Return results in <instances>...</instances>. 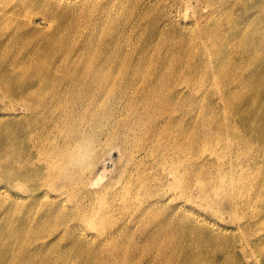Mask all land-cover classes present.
Segmentation results:
<instances>
[{"label":"bare ground","instance_id":"obj_1","mask_svg":"<svg viewBox=\"0 0 264 264\" xmlns=\"http://www.w3.org/2000/svg\"><path fill=\"white\" fill-rule=\"evenodd\" d=\"M18 9H24V4ZM25 17V22H34ZM263 47L261 39L249 42L247 48L243 46L250 61L248 81L263 76ZM42 48H28L20 56V67L0 58V98L8 99L0 110L11 111L9 117L0 116V182L5 184L9 197V201L2 202L4 191L0 192V220L10 223V230L3 231L4 241L0 243V264H72L66 262L72 259L77 264H173V259L181 255L172 256L170 252L182 248L172 246L184 238L191 241L199 236V241L216 242L219 235H212L215 233L203 225L206 222L202 218L181 211L186 209L185 201L192 200L193 189H201L198 179L202 166L195 162L197 165L186 172L180 162L199 147L196 140L204 114L201 115V107L196 108L197 102L194 109L180 111V116L173 115L177 111L165 110L166 106L160 109L158 103L181 96L182 86L190 95L198 87L204 91L218 87L221 77L231 86L227 88L228 95L237 86L246 88L250 83H240L235 70L222 66L221 57L216 68L205 70L201 79H195L187 69L176 82L170 80L175 72L161 78L149 73L150 66L142 64L134 67L135 76L131 78L126 65L96 64L95 55H72V45L68 43L54 41ZM140 74L144 76L138 79ZM135 82L146 86L145 99L138 91L142 86L128 96L121 93V85L134 87ZM164 87H169V94ZM180 105L179 102L177 106ZM17 109L24 111L22 116L16 115ZM227 117H223L225 122ZM260 119L264 121L262 116ZM3 120L5 128L1 125ZM242 120L239 118L237 123L241 125ZM243 123L244 127L248 125ZM58 130L63 134H58ZM58 137H64L60 144ZM205 140L208 148L218 146L215 136ZM253 140L245 137V143ZM199 143H203V135ZM111 145L118 151V163L123 168L114 182L91 190L85 171L90 177L102 151ZM222 146L224 151L232 148L231 143ZM160 147L167 151L169 162L175 161V166L169 163L168 172L159 167L157 172L161 174L146 175L147 163ZM72 150L78 158L72 159ZM139 184L143 187L135 192ZM15 189L25 194L20 195ZM136 195L141 199L139 204L134 202ZM173 197L182 199V204L170 206ZM203 197L202 188L195 200ZM226 198L231 202V194ZM96 221L104 225L112 222L115 228L95 230L91 235L100 242L91 243L83 229ZM131 221H137V225L130 228ZM56 233L60 238L43 239ZM134 235L139 238L128 242V237ZM54 255L65 256L54 259ZM186 262L194 264L195 260L183 263Z\"/></svg>","mask_w":264,"mask_h":264},{"label":"rangeland","instance_id":"obj_2","mask_svg":"<svg viewBox=\"0 0 264 264\" xmlns=\"http://www.w3.org/2000/svg\"><path fill=\"white\" fill-rule=\"evenodd\" d=\"M20 4H24V9H18ZM0 5V58L13 62L16 67L21 66L20 56L28 48L45 49L49 42L55 41L72 45V55H95L96 64L126 65L131 78L135 76L134 67L142 64L150 66L149 73L161 78H168L175 72L170 80L176 82L187 69L195 79H201L205 70L216 68L221 57L222 66L235 70L240 83H250L246 88L237 86L239 88H234L231 95L226 93L231 86L223 77L218 87L210 89L207 86L205 91L198 87L192 95L182 86L181 96H174L164 104L159 102L158 107L177 111L175 116H180V111L194 109L196 102V108L201 107L199 110L204 116L196 140L199 147L190 158L185 156L180 162L186 172L197 165L195 162L202 166L197 182L201 189H193V201H185L186 209L181 211L202 218V222H206L203 225L215 233L212 235H219L216 242L199 241V236L191 241L184 238L179 245L172 246V249H179L180 245L182 248V251L170 252L172 256L181 255L173 259V264H184L185 260L191 259L197 264H264V121L260 119V116L264 119V73L262 77H251L248 81L250 61L243 53V46L247 48L254 39H261L264 46V0H7ZM25 16L27 20L33 18L34 22H25ZM48 48L51 53H56ZM143 76L140 74L138 79ZM135 83L134 87L121 85V93L128 96L142 86L139 89L143 91H138L145 99L146 86ZM162 89L169 94V87ZM7 100L0 98V106ZM179 102L181 105L177 106ZM10 112L0 110V116L9 117ZM14 112L18 116L24 113L19 109ZM225 114L228 116L226 122L223 120ZM239 118H244L242 121L248 125L244 127L243 122L237 123ZM1 125L5 128L4 120ZM58 134L63 131L58 130ZM202 135L203 143H199ZM209 136H215L214 142L220 147H206L204 141ZM243 136L244 141L241 140ZM245 137L255 140L245 143ZM63 139L58 137L59 144ZM229 143L232 148L224 151L222 145ZM70 153L72 159L78 158L74 150ZM166 154L163 147L157 149L155 157L147 163L146 175L161 174L157 172L159 167H165L168 172L171 162ZM119 157L113 145L104 149L96 166L91 168L90 177L88 170L85 171L87 187L93 190L114 182L123 168V164L118 163ZM171 164L175 166V161ZM4 185L0 182V192L4 191L2 202L9 201ZM141 187V184L136 186L135 192ZM202 188L203 200L196 201ZM17 192L25 194L19 189ZM230 194L232 200L228 202L226 196ZM138 197L134 198L137 204L141 200ZM170 200L173 208L182 204L180 198ZM134 223L131 221L128 226L135 227L137 221ZM9 225L0 220V243L4 241L3 231L10 230ZM108 228H115V225L96 221L83 231L88 233L86 239L89 242L99 243L100 240L91 233ZM56 235L43 239L60 238ZM136 238L139 237L129 236L127 241L134 242ZM68 261L77 264L76 259Z\"/></svg>","mask_w":264,"mask_h":264}]
</instances>
